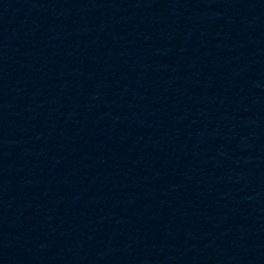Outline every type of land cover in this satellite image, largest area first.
<instances>
[{
  "label": "water",
  "instance_id": "water-1",
  "mask_svg": "<svg viewBox=\"0 0 264 264\" xmlns=\"http://www.w3.org/2000/svg\"><path fill=\"white\" fill-rule=\"evenodd\" d=\"M0 264H264V0H0Z\"/></svg>",
  "mask_w": 264,
  "mask_h": 264
}]
</instances>
